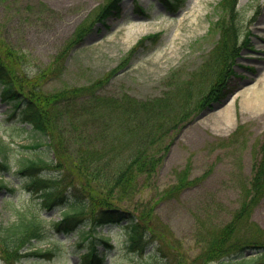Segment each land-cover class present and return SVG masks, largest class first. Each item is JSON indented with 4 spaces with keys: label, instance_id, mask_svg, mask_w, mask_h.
Wrapping results in <instances>:
<instances>
[{
    "label": "rangeland",
    "instance_id": "obj_1",
    "mask_svg": "<svg viewBox=\"0 0 264 264\" xmlns=\"http://www.w3.org/2000/svg\"><path fill=\"white\" fill-rule=\"evenodd\" d=\"M108 1L0 0V30L4 43L8 41L14 51L7 61L23 78L14 80L17 90L30 92L35 87L46 94L106 78L100 92L121 100L120 114L105 115L102 110L91 114L85 108V126H75L72 121L81 117L67 114L60 123L67 128L61 135L48 128L51 148L55 141L62 145L66 173H70V159L76 160L77 150L85 149L92 138L102 149L115 142L116 161L143 147L159 156L166 142L170 144L167 155L152 172L140 176L132 192L114 199L151 231L140 216L149 220L162 251L148 254L150 245L143 254H134L126 244L127 221L111 222L98 228L102 237L96 238L107 254L104 264H222L223 256H212L210 247L223 228L239 219L236 213L244 216L230 242L237 247L264 241V193L247 214L249 204L244 202L251 195L253 165L264 139V81L256 99L244 101V93L264 78V28H256L264 25V0H239L236 18L242 46L234 61L235 73L229 77L231 99L201 110L202 99L224 69L222 63L211 68L220 36L231 22L221 0H196V4L195 0H122L118 11L97 19ZM174 1L171 7L169 2ZM139 23L140 29L128 32ZM181 30L183 44H177L179 52L170 56V36ZM249 31L247 42L244 37ZM84 102L78 100L80 106ZM253 102L259 110L250 107ZM229 107L231 120L219 122L218 113ZM14 109L12 102L0 99V137L8 142L5 156L10 166L7 170L0 165V185L4 180L8 187H16L12 192L0 186V225L14 223L20 210H40L35 194L24 185L26 175L17 169L23 158L36 156L27 145L47 137L31 125L24 127L19 108ZM121 120L117 131L115 125ZM108 124L109 132L103 131ZM141 128L148 135L136 132ZM37 154L47 159L51 155L49 151ZM54 171L52 167L41 170ZM44 215L58 219L60 207L45 210ZM46 231L42 239L29 244V251L22 248L24 254L17 260L15 254L7 256L0 240V264H79L88 241L77 230L61 233L49 222ZM256 251L253 246L243 250L246 256ZM261 263L262 259L256 264Z\"/></svg>",
    "mask_w": 264,
    "mask_h": 264
},
{
    "label": "trees",
    "instance_id": "obj_2",
    "mask_svg": "<svg viewBox=\"0 0 264 264\" xmlns=\"http://www.w3.org/2000/svg\"><path fill=\"white\" fill-rule=\"evenodd\" d=\"M119 2L120 0H109L107 4H103L97 19H106L119 8ZM221 2L223 9L229 11L231 22L220 36L215 54H213L211 68L212 66L214 69L220 68L223 64L224 69L219 74L218 81L213 84L202 99L199 110L211 105L213 101L222 100L230 93L229 77L235 58L241 49L238 40L239 29H237V25L240 23L236 18L238 0H221ZM83 33L81 32L77 39L81 38ZM4 42L5 38L0 30V98L12 102L15 109L19 108L21 122L30 124L34 130L41 132L44 136H48L50 127L56 128L57 130L53 129L55 133L61 135L62 131L67 128L64 129L60 123L67 114L81 117L77 122L72 121L75 126L78 127L80 124L85 126V108L90 110L91 114H99L100 110L105 115L120 114L123 111V104L117 96L105 95L100 92V88L107 82V79H99L88 85L47 92L46 94H43L40 88H38L39 91H35V87L30 92H24L22 88L18 91L14 80L22 81L23 78L14 67L8 64L7 57L12 56L14 51L8 41L6 44ZM79 99H84L86 102L80 106ZM145 103V106H151L150 103ZM125 108H128V104ZM121 124L122 120L118 122V125H115L117 131L121 130ZM110 126L111 124H108L107 127L104 126L103 131L109 132L108 127ZM136 132L148 135L144 128ZM153 138L155 135H151V139ZM96 141L98 139L92 138L85 149L77 150L76 160L71 158L72 162L68 163L70 173L63 170L64 152L60 141H55L53 148L50 146V141L45 138L27 145L36 156L23 158L18 172L26 175L27 179L24 185L35 194L40 210L38 208L37 211L20 210L14 223L0 225V240L6 247L7 256L11 257L15 254L16 260L19 259L24 254L22 248L30 244L33 239H42L46 235L49 222L58 232L70 233L78 230L80 236L88 241L86 250L80 254L79 264H104L107 254L97 247L96 238L100 232L97 231V228L106 223L122 220L128 221L126 244L131 252L143 254L152 245L148 254L159 255L158 252L162 251V248L154 238V229L149 220L140 216L151 231L143 228L142 222H139L137 216L130 213L128 209L117 206L114 199H119L132 192L136 188L140 176L144 175L143 173L152 172L163 156L167 155L170 144L166 142L163 148L164 153L159 156L146 153L143 147L141 150H136L128 159L116 161L119 146L112 142L114 144L107 143L109 146L102 149ZM155 141H157L156 138L153 142ZM7 145L8 142L0 137V165L9 170L10 166L7 164L5 156ZM45 151L51 153L50 158L47 159L43 155L37 154ZM253 166L254 172L249 188L251 195H248L244 200L245 204H249L246 208L244 206L246 214L252 205L257 204L254 201L259 199V195L264 193V139L260 145L259 160H255ZM47 167L54 168L55 173H42L41 170ZM1 184L0 186L15 191V187H8L6 181L2 180ZM55 207H60V218L47 219L43 212ZM236 215L239 219L244 216L239 213ZM239 219L237 221L235 219V223H231L221 230L211 244L210 254L217 257L223 256L222 264H256L260 259L264 261V241L254 240L237 247L234 242H230V236L236 229ZM82 223L83 227H81ZM85 226L88 229H85ZM252 246L257 248L256 255L246 256L243 252L244 248ZM163 257L166 260L167 257L165 255Z\"/></svg>",
    "mask_w": 264,
    "mask_h": 264
},
{
    "label": "bare ground",
    "instance_id": "obj_3",
    "mask_svg": "<svg viewBox=\"0 0 264 264\" xmlns=\"http://www.w3.org/2000/svg\"><path fill=\"white\" fill-rule=\"evenodd\" d=\"M195 4H196V0H195ZM195 7V6H194ZM194 7L191 9L193 12L196 10L194 9ZM262 20L261 22H264V11L262 14ZM260 28H264V25H256L257 27ZM142 27V25L139 24H134L132 25V27L129 29L128 32H133L135 30H138ZM258 27V28H259ZM259 28V30H261ZM182 34V30L181 32H173V34H171L170 39H169V46L167 48V54H169L170 56H175L179 50L176 47L177 44H183V42L181 41L182 37L180 36ZM261 81V82H260ZM264 81V78L260 79L252 88H250L247 92L244 93V101L245 102H250L256 99L255 94L258 92L259 88H260V84ZM259 84V86H258ZM261 89L264 91V85L261 87ZM264 95V93L262 94ZM250 107L254 110H259L260 108L253 102ZM218 120L219 122H228L231 120V109L230 107L227 108L224 112H219L218 113Z\"/></svg>",
    "mask_w": 264,
    "mask_h": 264
}]
</instances>
